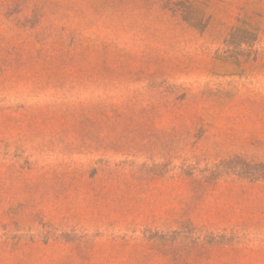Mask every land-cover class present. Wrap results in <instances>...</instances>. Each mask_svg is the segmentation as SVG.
Instances as JSON below:
<instances>
[{
  "label": "rangeland",
  "instance_id": "1",
  "mask_svg": "<svg viewBox=\"0 0 264 264\" xmlns=\"http://www.w3.org/2000/svg\"><path fill=\"white\" fill-rule=\"evenodd\" d=\"M0 264H264V0H0Z\"/></svg>",
  "mask_w": 264,
  "mask_h": 264
}]
</instances>
